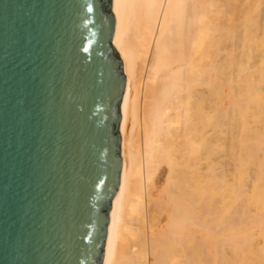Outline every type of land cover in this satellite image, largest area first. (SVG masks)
I'll return each instance as SVG.
<instances>
[{
	"label": "bare ground",
	"instance_id": "1",
	"mask_svg": "<svg viewBox=\"0 0 264 264\" xmlns=\"http://www.w3.org/2000/svg\"><path fill=\"white\" fill-rule=\"evenodd\" d=\"M112 12L126 87L103 264H264V0Z\"/></svg>",
	"mask_w": 264,
	"mask_h": 264
},
{
	"label": "water",
	"instance_id": "2",
	"mask_svg": "<svg viewBox=\"0 0 264 264\" xmlns=\"http://www.w3.org/2000/svg\"><path fill=\"white\" fill-rule=\"evenodd\" d=\"M112 0H0V264H103L126 87Z\"/></svg>",
	"mask_w": 264,
	"mask_h": 264
},
{
	"label": "rangeland",
	"instance_id": "3",
	"mask_svg": "<svg viewBox=\"0 0 264 264\" xmlns=\"http://www.w3.org/2000/svg\"><path fill=\"white\" fill-rule=\"evenodd\" d=\"M236 4H237V3H236ZM227 101H228V99H226V102H227ZM226 102H225V103H226ZM248 209H249V208H248ZM252 209L255 210L253 207H252ZM254 212H255V211H254ZM254 212H253V214H255Z\"/></svg>",
	"mask_w": 264,
	"mask_h": 264
}]
</instances>
